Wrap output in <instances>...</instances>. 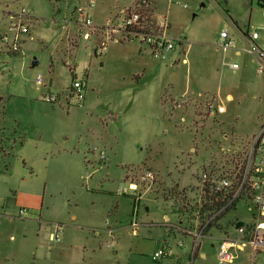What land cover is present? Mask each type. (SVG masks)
Instances as JSON below:
<instances>
[{"label": "rangeland", "instance_id": "obj_1", "mask_svg": "<svg viewBox=\"0 0 264 264\" xmlns=\"http://www.w3.org/2000/svg\"><path fill=\"white\" fill-rule=\"evenodd\" d=\"M125 1L0 0V33L7 31L10 24L7 13L20 8L29 10L37 21L30 24L31 17L27 19L29 32L23 37L20 52L11 53L0 42V124L4 126L0 146L2 170L16 172L17 163L19 167L22 164L18 155L23 138L50 140L55 147L64 137L80 142L87 140L86 123L75 124V130L69 127L67 132L60 134L63 127L54 124L55 118L53 122L43 121L54 115L52 109L55 113L65 112L67 104L65 101L62 104L43 101L42 96L48 92L41 90L35 78L37 73L43 77L48 63L53 60V81L57 86L65 87L72 79L64 64L67 62L76 68L78 79L85 80V73H88V86L92 88L83 91L84 97L89 92L90 104L95 103L91 105L93 110L97 105L103 109L113 86L127 80H116L112 76L113 66H100L101 54L94 52L99 41L86 40L76 31L77 21L80 23L82 19L72 9L84 8L93 26L107 19L114 23L122 16L119 9ZM260 1L264 0H159L158 9L167 15L168 33L176 40L179 57L188 60V65L179 62L176 72L183 79L189 75L193 81L192 89L202 87L201 79H206V88L224 107L223 112L209 115L204 104L198 105L195 98L186 94L189 101L185 104L173 109L168 104L163 110L162 106L145 102L146 92L139 101L138 95L131 97L129 109L119 112L126 124L124 130L120 132V122H112L115 128L110 145H102L104 147L94 149L85 157L73 154L63 158L61 163L65 171L59 166L56 172L54 170L57 154H43L41 163L47 164L48 172L40 183L46 185L40 219L49 218L63 224L61 240L57 243L49 241L48 234L52 229L45 228L43 223L38 231V225L23 224L21 218L5 229V224L0 222V264H11V258L17 257L19 251L30 252L28 264L190 263V252L187 251L181 257L173 253L169 258L152 259L153 250L163 246L168 236L172 238L178 234L183 243L189 242L182 233H171L172 226L177 224L172 212L185 209L188 218L191 216L195 206L194 186L208 168L219 176L228 177L236 186L244 171L261 159L251 144L253 136L264 124V74L256 72L247 52L237 56L231 49L223 52L217 46L223 30L230 38L233 34H244L246 30L249 33L256 31L260 38L255 43L263 46L264 6ZM155 2L152 0L153 17ZM55 3L60 9L58 12ZM109 9L118 16L112 15ZM63 24L73 25L74 43L67 38ZM87 30L89 34L102 33V27L90 26ZM179 39L181 43H178ZM33 58L39 63L27 69L29 74H19L17 64H28ZM232 63L236 66L232 67ZM85 65H89L87 70L83 69ZM154 84L150 88H154ZM112 97L126 100L119 94ZM70 98V109H78L75 97ZM143 102L146 103L144 106ZM90 110L91 107L87 109L88 116ZM79 113L76 112L75 117H79ZM30 144H26L27 149L34 147ZM145 168L154 172L151 183L140 179ZM129 180L138 185L137 194L141 195L138 203L134 202L135 193L131 191L116 193L119 186L127 187ZM247 195L248 192L243 190L234 206L236 212L246 217L233 219L231 214L224 217L226 221L223 219L233 228L252 219L246 209ZM223 214L212 224L217 225ZM186 216H177L182 226L188 225ZM132 218L138 224L136 233H132L129 226ZM106 225L112 229L113 238L103 232L99 236L93 234V230L101 231ZM10 234L13 238H9ZM167 243L171 246L169 241ZM213 243V246L202 245L205 257H194L193 264H220L216 256L218 242ZM234 253L236 257L225 264H264V247L253 250L250 243H245L243 250Z\"/></svg>", "mask_w": 264, "mask_h": 264}, {"label": "crops", "instance_id": "obj_2", "mask_svg": "<svg viewBox=\"0 0 264 264\" xmlns=\"http://www.w3.org/2000/svg\"><path fill=\"white\" fill-rule=\"evenodd\" d=\"M155 1H157L155 2L156 9L154 13L156 22L159 24L165 20L168 23V28L166 30L167 36L172 40L176 41L168 33L170 25L168 22L167 15L162 14L158 9L159 0H155ZM134 2L135 0H126L125 4L120 6L119 13H121L122 15V12L128 9L129 7H131L134 4ZM100 5H104V4L100 3ZM55 6L58 12L60 9L58 8V5L56 3ZM77 8L78 7H73L72 11L75 15L78 16ZM20 9H25V8H20ZM20 9L16 10L15 12L7 13V19H9V23L12 21V17ZM6 11L8 10L6 9ZM109 12L112 13V15L116 13V12H111V10ZM28 13H29L28 18L31 17L30 24L37 22L36 19L33 17V15L32 16L30 15L29 10ZM115 15L118 16V13H116ZM89 20L91 22V18H89ZM109 22L107 19L104 23L103 22L95 23L94 26L93 25L92 26L103 27L106 23ZM80 23H78L77 21V25L76 24L75 25L77 28L76 31H78V33L81 35V31L87 30V27L85 28L82 25V23L81 24ZM62 28L65 29V32L67 33L66 36L68 35L67 38L74 43L75 38L72 37L75 35L73 34L75 29L73 25L70 24L68 26L66 24L65 25L63 24ZM249 34L250 33L248 32V30H246V33L244 34L243 33L240 35L233 34L231 36L233 44L228 49H231V53L233 55L238 56L241 53L247 52L246 49L249 45ZM101 37H102V33L98 35L89 34L87 38L82 36V38L86 40L92 39L94 43H97L101 39ZM259 38L260 35L258 34V37L257 39H255V41L258 40ZM29 39H32V36H29ZM23 40L24 38L22 37L21 44ZM70 43H69V47L71 46ZM178 43H181L180 39L178 40ZM20 51H21V45H20ZM179 56L180 54L175 48V45L174 48L167 53L165 58L156 59L151 55L148 47L145 44L138 41L137 39H128V40H123L121 42H113V41L109 42L101 52L100 66L103 67L104 64L105 66L106 65L113 66L114 73L112 76L115 77L116 80L122 79V80H127V82H123L119 85L113 86L114 89H111L109 91L111 92L109 95V101L105 105H103V109H100L99 106L97 105L95 110H93V106H91L92 104L95 103L90 104L89 92L85 93V97L83 94V99H82L83 101L80 100L77 102V106L79 107L78 109H73V110L70 109V103L72 99L68 95L69 94L68 89L72 79L76 77V68L71 67L69 64H67V62H65L64 64L67 65L68 71L70 72L72 79L69 83H67V85H65V87L57 86V83L53 81L54 71H55L53 60L50 63H48L46 70H44L43 77L40 73H37L41 76V82L36 83L35 81V83L38 86H40L41 90H43V92L45 91V92L57 93L58 98L55 103L61 102L62 104V102L65 101V103L67 104L65 112L61 111L60 113H55V109H52L54 115H52V117L51 115L49 116L50 120H43V121L51 122L55 118L57 122H54V124L63 127L60 134L67 132L69 127L75 130L76 129L75 124L83 125L84 123H86L87 124L86 131L88 132L89 137L87 138L86 141L83 142L82 141L80 142L77 139H72L70 137L69 138L64 137L62 141L59 143V145H57V147H55L54 143L50 140L49 141L48 140L43 141L39 139L24 140V138L21 140L19 147L20 154L18 156L20 159H22V164L19 167L17 163V168H16L17 171L10 172L8 169L2 170V165H0V222L5 224L4 229L6 228L7 225L16 221V219L18 218H21L23 224L29 223L30 225L32 224L38 225V231H39V227H41L43 223L45 228L52 229L48 234L49 241L57 243L51 238V235L55 228L54 224L58 222L49 218H46L44 220L40 219L41 215L43 214L45 191H46V185H40V183L46 177V174L48 172V170H46L47 164L41 163V158L43 157V154L45 153L47 154V152H49L50 155L53 153L57 154L56 159H54L55 161L54 170L56 172V170H58L57 166H59L61 171H65L61 163V160L63 158L70 157L73 154H82V157L83 156L85 157L86 154L92 153L94 149L104 147L102 145H105L107 143H108L107 145H110L109 141L113 136V129L115 128L113 127L112 122H114L115 124L120 122V126H121L120 132L124 130L126 127L125 121L122 122V117L119 116V112L121 111L123 112L127 108L129 109L130 102H132V100H130L131 97H135L136 95H138V101H139L141 96L145 95V93L148 92L145 102L150 103V105H156L157 107L162 106L163 110L166 109L168 104H170L173 109V104H172L173 101L177 100L179 96L184 94L195 98V100L198 102V105L203 103L204 98L212 100L216 105H220L216 102L214 93H210L211 90L206 88V86H208L207 85L208 82H206V79L203 78L201 79L202 87L198 89L197 88L192 89L191 86H193V81L191 82L189 75H186V78L184 79L178 75V73L176 72V67L179 64V62L184 65H188L187 58L186 57L180 58ZM250 58H251L250 59L251 62H253L252 55H250ZM38 63L39 62L35 58H33L32 60H30L28 64H22V63L17 64L19 66L18 73L29 74L30 71H28L27 69L33 68ZM88 67L89 65H85L83 66V69L87 70ZM154 82H156V84H154ZM113 83H116V81H113ZM8 84H10V80H8ZM153 84H154V88H150L151 85ZM87 88L91 90L92 87L88 86V73L86 72L85 80H83V91H86ZM113 94H119L120 97H124L126 100L125 101L124 99L120 100V98L115 99V97H112ZM201 97H203L202 100H200ZM145 102H143V106L146 104ZM90 107H91L89 113L90 115L88 116L87 109ZM133 107L134 106H132V108ZM76 112H80L79 117L78 115L77 117H75ZM221 113H217L216 115ZM112 114H114V116ZM77 119L80 120L76 121ZM3 128L4 126L0 124V146L2 142ZM57 134H59L58 131ZM28 142L31 143L30 145H34V147H31V149H27L26 144ZM37 143H39V145L35 147ZM56 163L58 164L56 165ZM19 208L25 209V214L21 217L18 216V214H15L17 213L16 209ZM232 208H234V210L232 211L227 210L223 214V216L219 220H217L220 223L217 224L218 226L213 224L206 230L205 234L200 239V243L194 257L196 256H198L199 258L205 257V251L202 249L203 244L205 245L209 244L210 246H213L214 245L213 241H217L219 243L222 239L232 237L231 235L232 233H234L233 230L234 228L232 227L231 224H226L225 222L226 220L224 219V217L231 214L232 216H234L233 219L240 216L244 218L246 217L241 215L243 213L236 212L234 206ZM28 211H30L31 213L27 214ZM172 213L176 216L177 224L172 226L171 233L173 231L182 233L181 226L179 225L180 219L177 217L178 215L174 211ZM247 213L251 214L249 211H247ZM72 218H74V216H72ZM164 218L167 221L168 215L165 214ZM223 219L225 221H223ZM109 229L111 228H109L106 225L105 228L102 229L101 231L98 229L93 230V234L95 236H99L101 232H103L108 236L107 230ZM95 231H98L99 234H95L94 233ZM37 235L38 233L35 236ZM182 235L187 236L184 238L189 239L188 244L183 243L182 240L179 239L178 234L177 235L174 234L172 238H170L169 236L167 238V242L169 241V243L172 246L171 247L172 255L173 253H176L177 257L185 256L186 251L190 252L189 247L191 242V236L184 233H182ZM9 238H13V235L10 234ZM180 241L182 245L178 244ZM167 242L165 241L164 244L169 245ZM60 247H63V245H61ZM29 254L30 252L22 253V251H19L17 257L13 256L11 258V262H12L11 264H28ZM190 257L191 258L189 261L192 260L191 264H193L194 257H192L191 254ZM3 258L6 259L5 256Z\"/></svg>", "mask_w": 264, "mask_h": 264}, {"label": "built area", "instance_id": "obj_3", "mask_svg": "<svg viewBox=\"0 0 264 264\" xmlns=\"http://www.w3.org/2000/svg\"><path fill=\"white\" fill-rule=\"evenodd\" d=\"M141 4L147 5V0H140L135 6L138 7ZM78 17L82 19L81 23L85 27H93L89 18L85 13V9L82 7L77 8ZM29 16L27 9H20L10 22L7 31L0 33V42L5 46L6 50L11 53H17L20 51V45L22 37L28 34L27 18ZM145 16L141 14L135 8L131 10H124L122 16L118 18L114 23H106L102 27V37L99 40L98 46L95 48V54L100 55L107 43L121 42L128 39H137L141 43L145 44L151 55L156 59H163L167 53L174 48L175 41L167 36L166 30L168 23L164 20L161 23H157L158 28L155 31L147 32L144 25ZM83 37L89 36L88 30L81 31ZM258 33L252 31L249 34V45L246 51L252 55L253 62L255 64V70L258 73L264 74V43L260 47L255 43ZM233 44L232 39L227 35L226 31L220 32V38L218 41V47L223 51L231 47ZM236 64L232 63V67ZM36 83L41 82V76L37 74L35 78ZM68 95L75 97L76 101L83 99V80L73 78L68 89ZM58 98V94L55 92H48L42 96V100L47 103H55ZM201 97L200 100H202ZM189 101V97L182 95L174 100L173 107H180ZM204 110L209 115H216L223 111L222 105H216L212 100L204 98L203 103ZM182 122L184 119L181 118ZM252 149L255 148L256 153L261 157L258 163H252L250 169H246L238 181L236 186H233L231 180L226 176H219L213 170H208L201 173L199 182L194 186L195 188V206H193L192 214L188 218V212L185 209H177L175 212L177 215H187L188 225L182 226L180 221L181 231L184 234L191 236L190 242V254L195 256L197 248L200 243V239L205 234L206 230L213 225L212 223L217 217L225 213L227 210L235 206L236 202L240 199V195L243 190L248 192L246 209L251 213L252 219L246 224L234 226L235 236L231 238L222 239L217 245L216 256L220 264L230 263L234 257H236L235 251L243 250L245 243H250L253 250L259 247H264V124L260 126V129L256 135L252 138ZM193 148V147H192ZM191 148V151L194 149ZM252 149L250 154H252ZM194 151V150H193ZM103 158V155L101 156ZM154 172L145 168L142 169L140 179L142 181L152 182L154 180ZM131 191L135 193L134 202L139 201L141 195L137 194L138 185L136 182L129 180L127 187L119 186L116 193H126ZM214 194V200L219 204L213 209L202 211L205 206L211 205L209 199L206 200V196ZM18 216L25 214V209L19 208L17 211ZM134 218V216H133ZM130 220V227L133 233H136L138 224L134 219ZM183 218V217H182ZM185 218V217H184ZM180 219V218H179ZM54 231L51 238L59 242L61 240V234L63 233L64 225L61 223L54 224ZM99 234L98 231L94 232ZM108 236L113 237L112 230H107ZM110 243L109 245H111ZM182 245L181 241L178 243ZM172 256V248L170 245L164 244L163 246L156 248L152 252L153 260H161ZM192 260L189 264H191Z\"/></svg>", "mask_w": 264, "mask_h": 264}, {"label": "trees", "instance_id": "obj_4", "mask_svg": "<svg viewBox=\"0 0 264 264\" xmlns=\"http://www.w3.org/2000/svg\"><path fill=\"white\" fill-rule=\"evenodd\" d=\"M139 1L140 0H135L134 4L131 7H129L127 10H131V9L135 8L136 10H138L141 14H143L145 16L144 25L146 27L145 30L147 32L157 30L158 25H157L156 19L153 17V3H152V0H147L148 4L146 6L141 4L140 6L136 7L135 5ZM261 3H263L262 6H264V1H262ZM213 196H214L213 193L211 195H209V196H206V200L209 199L212 203H211V205H208V204L205 205V207L203 209H201L202 211L213 209L216 205L219 204V202L217 203L214 200Z\"/></svg>", "mask_w": 264, "mask_h": 264}]
</instances>
